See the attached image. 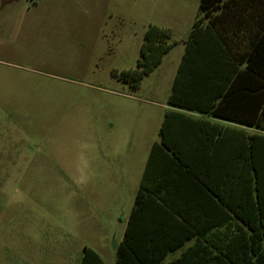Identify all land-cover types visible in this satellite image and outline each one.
Segmentation results:
<instances>
[{
	"label": "rangeland",
	"instance_id": "rangeland-1",
	"mask_svg": "<svg viewBox=\"0 0 264 264\" xmlns=\"http://www.w3.org/2000/svg\"><path fill=\"white\" fill-rule=\"evenodd\" d=\"M17 1L0 0V264H115L199 0ZM149 25L173 45L133 89Z\"/></svg>",
	"mask_w": 264,
	"mask_h": 264
},
{
	"label": "trees",
	"instance_id": "trees-1",
	"mask_svg": "<svg viewBox=\"0 0 264 264\" xmlns=\"http://www.w3.org/2000/svg\"><path fill=\"white\" fill-rule=\"evenodd\" d=\"M240 32L248 43H239ZM169 38L168 30L149 25L136 68L119 78L136 89L171 49ZM167 105L260 125L264 0H199ZM158 135L115 248V264H160L194 236V244L169 264H264V136L174 110L164 113ZM205 217L211 219L206 227ZM201 228L213 229V235L206 237ZM79 264L105 262L84 247Z\"/></svg>",
	"mask_w": 264,
	"mask_h": 264
},
{
	"label": "crops",
	"instance_id": "crops-1",
	"mask_svg": "<svg viewBox=\"0 0 264 264\" xmlns=\"http://www.w3.org/2000/svg\"><path fill=\"white\" fill-rule=\"evenodd\" d=\"M20 1V2H19ZM17 2L21 3L24 5V1L23 0H19ZM26 4V3H25ZM197 14V11L192 19V22H191V25L195 19V16ZM253 26L255 28V19H254V23H253ZM239 43L240 44H246L248 43V41L245 40V37H242V32L239 33ZM184 51V50H183ZM183 54V53H182ZM169 110H174V111H178V112H181V113H184V114H187V115H190L192 118H196V119H199V118H202V119H205L213 124H216L218 126H221L223 129L224 128H228V129H234V130H241L243 132H248V133H254V134H257V135H261V136H264V115L261 117V120H260V125H256V123L254 124L253 127H247L246 125L244 124H241V123H236V122H233V121H228V120H224V119H219V118H215V117H209V116H206V115H201L199 113H195V112H189V111H185V110H181V109H176V108H173L169 105L166 106V109L164 111V113L166 111H169ZM164 113H163V117H164ZM255 119V117H254ZM162 121H163V118H162ZM161 121V123H162ZM255 122H256V119H255ZM160 123V125H161ZM160 125H159V128H160ZM159 131V129H158ZM159 136V135H158ZM159 140V138H158ZM148 156V155H147ZM146 163V162H145ZM145 166V165H144ZM144 169V168H143ZM143 172V171H142ZM141 178V177H140ZM140 181V180H139ZM138 188V187H137ZM137 191V190H136ZM136 193V192H135ZM135 197V196H134ZM172 199H173V202L175 203L176 202V197L172 194ZM134 201V200H133ZM169 203V202H168ZM132 208V207H131ZM129 217V216H128ZM211 219L210 218H207L205 217L202 221L204 222V227H206V222ZM128 221V219H127ZM127 224V222H126ZM125 224V226H126ZM124 230H125V227H124ZM202 230V233L207 237L209 235V237H211L214 232V230L212 229L211 231H207V228H201ZM204 230V231H203ZM221 231H223V227L220 228ZM124 233V232H123ZM123 237V236H122ZM122 240V239H121ZM196 241V236L192 237L191 239L185 241L183 243V245H181L180 247H178L177 249H175L174 251H171V252H168L165 257L162 259V261L160 262V264H169L173 261H175L177 258L180 257V255L190 246H192L194 244V242ZM120 243V242H119ZM118 243V244H119ZM170 259L168 261L165 262V260L169 257Z\"/></svg>",
	"mask_w": 264,
	"mask_h": 264
}]
</instances>
